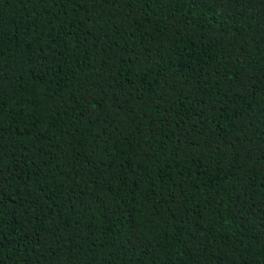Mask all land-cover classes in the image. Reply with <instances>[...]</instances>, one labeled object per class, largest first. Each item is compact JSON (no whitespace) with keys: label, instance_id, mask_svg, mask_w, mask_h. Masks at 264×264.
<instances>
[{"label":"trees","instance_id":"16d2710c","mask_svg":"<svg viewBox=\"0 0 264 264\" xmlns=\"http://www.w3.org/2000/svg\"><path fill=\"white\" fill-rule=\"evenodd\" d=\"M0 264H264V0H0Z\"/></svg>","mask_w":264,"mask_h":264}]
</instances>
